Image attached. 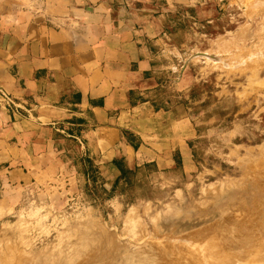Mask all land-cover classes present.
<instances>
[{"label": "rangeland", "instance_id": "374dc122", "mask_svg": "<svg viewBox=\"0 0 264 264\" xmlns=\"http://www.w3.org/2000/svg\"><path fill=\"white\" fill-rule=\"evenodd\" d=\"M199 1L154 46L155 112L132 122L145 143L123 130L142 143L122 164L133 185L112 190L120 167L71 143L1 223L0 264H264L235 249L264 221V0Z\"/></svg>", "mask_w": 264, "mask_h": 264}, {"label": "crops", "instance_id": "0c3cea01", "mask_svg": "<svg viewBox=\"0 0 264 264\" xmlns=\"http://www.w3.org/2000/svg\"><path fill=\"white\" fill-rule=\"evenodd\" d=\"M197 3L0 0V90L11 99L0 104V225L32 179L66 165L73 142L113 180V161L134 164L123 130L145 143L132 122L155 112L154 46L175 10ZM176 111L162 113L176 124Z\"/></svg>", "mask_w": 264, "mask_h": 264}, {"label": "bare ground", "instance_id": "6f19581e", "mask_svg": "<svg viewBox=\"0 0 264 264\" xmlns=\"http://www.w3.org/2000/svg\"><path fill=\"white\" fill-rule=\"evenodd\" d=\"M261 188H262L261 194H262V197H264V184L262 185ZM263 200H264V198H263ZM260 212L263 213V215H264V208H261ZM240 229L242 230L241 232H243V235L240 238V240H238V242H237L238 247L235 249L238 251V253L245 254L246 256H248V255H250V253H252L251 254L252 257H257V255H255L256 254L255 249L256 250L258 249L259 252L262 249H264V221H261V222L250 221V223L248 225H243L240 227ZM253 244H255V245H253ZM226 257H228V256H226ZM222 258H224V257H222ZM229 259L230 258H228V260ZM221 261H222V259H221ZM215 263L219 264L218 262H215Z\"/></svg>", "mask_w": 264, "mask_h": 264}, {"label": "trees", "instance_id": "16d2710c", "mask_svg": "<svg viewBox=\"0 0 264 264\" xmlns=\"http://www.w3.org/2000/svg\"><path fill=\"white\" fill-rule=\"evenodd\" d=\"M127 134V133H126ZM125 139L127 140V142L135 149H138V143L132 142L127 135H124ZM114 164L116 165V167H120V175L116 178V180L114 181V184L112 186V190H115V188L122 182H124L127 186H131L133 185V181H132V175H133V171L128 169L127 167H124V165H122L123 163L121 161H113ZM91 166V165H90Z\"/></svg>", "mask_w": 264, "mask_h": 264}, {"label": "built area", "instance_id": "2783aa9c", "mask_svg": "<svg viewBox=\"0 0 264 264\" xmlns=\"http://www.w3.org/2000/svg\"><path fill=\"white\" fill-rule=\"evenodd\" d=\"M0 104L6 107L11 104V99L3 90H0Z\"/></svg>", "mask_w": 264, "mask_h": 264}]
</instances>
